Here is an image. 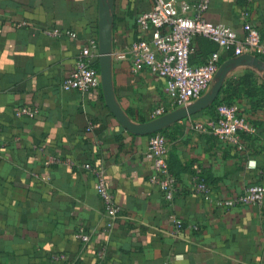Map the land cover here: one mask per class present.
<instances>
[{
    "label": "crops",
    "instance_id": "crops-1",
    "mask_svg": "<svg viewBox=\"0 0 264 264\" xmlns=\"http://www.w3.org/2000/svg\"><path fill=\"white\" fill-rule=\"evenodd\" d=\"M100 1L0 0V264H70L76 258L97 264L101 249L103 264H264V204L224 208L192 184L200 172L215 196H229L264 182V58L261 66L250 58L234 64L208 107L163 128L178 179V192L168 201L151 182L150 134L134 133L117 119L102 84L85 93L61 86L80 50L90 39L99 40ZM154 3L114 0L113 49L149 35L138 16ZM205 16L230 25L239 38L251 23L264 39V0H211ZM45 27L62 33L47 36ZM216 50L226 60L234 57L198 35L191 62L202 63ZM245 78L249 86L234 101L254 130L232 145L198 129L197 122L215 113L227 81ZM112 80L119 106L137 123L178 109L165 78L147 69L132 71L129 59L113 60ZM22 106L39 112L17 116ZM158 107L165 112L155 116ZM69 160L104 165L122 217L107 220L96 176ZM173 214L187 225L177 234ZM81 230L90 233L89 242L78 238Z\"/></svg>",
    "mask_w": 264,
    "mask_h": 264
},
{
    "label": "built area",
    "instance_id": "built-area-1",
    "mask_svg": "<svg viewBox=\"0 0 264 264\" xmlns=\"http://www.w3.org/2000/svg\"><path fill=\"white\" fill-rule=\"evenodd\" d=\"M210 3L211 0H181L179 2L155 0L153 8L138 16L140 26L149 31V35L134 41L125 49H113V60L129 59L132 71L147 69L154 75L164 77L173 106L177 108L190 106L208 90L224 62L221 59V52L216 50L208 55L204 62L192 63L190 55L193 50V40L197 35H204L214 40L220 48L232 52L234 57L247 53L264 58V39L259 28L247 22L244 26L245 36L239 38L236 30L230 25L212 22L206 18ZM43 32L50 37H56L62 33L57 27H45ZM66 33L77 37L75 31L68 30ZM99 58V40L90 39L77 56L75 70L61 82L62 88L66 91L85 93L101 86V73L96 65ZM38 112V108L28 106L15 110L17 116H35ZM164 112V107H158L153 113L158 116ZM196 126L232 145H240L243 132L254 130L247 118L240 113L236 103L218 104L216 113L205 121L197 122ZM1 148L0 143V150ZM169 150L166 133L160 130L150 134L146 156L154 162L151 182L162 190L168 201H172L178 192V179L170 169ZM69 162L96 176L97 190L103 200L107 220L113 222L122 217L123 208L106 182L104 165L93 162L77 163L74 160ZM192 184L195 191L205 200L224 208L235 205L264 204V182L250 184L242 192L229 196H215L210 182L200 172L193 174ZM172 218L174 233L177 234L187 226L177 214H173ZM189 227L198 229L199 224H189ZM77 236L84 243L89 242L91 238L90 233L84 230L79 231ZM98 258L97 264H103L104 249L98 251ZM70 264L86 263L76 258Z\"/></svg>",
    "mask_w": 264,
    "mask_h": 264
},
{
    "label": "water",
    "instance_id": "water-1",
    "mask_svg": "<svg viewBox=\"0 0 264 264\" xmlns=\"http://www.w3.org/2000/svg\"><path fill=\"white\" fill-rule=\"evenodd\" d=\"M113 5L114 0H101L100 1V37H99V48H100V73L102 78V87L107 100V104L111 108L117 119L122 122L127 129L138 134H152L156 131L163 130L164 127L170 123L194 114L209 106V104L217 97L220 86L223 79L231 71L232 66L235 64H241L246 59H253L255 62L262 65L260 57L252 54H242L237 57H232L225 60L220 66L215 79H218L217 84L210 92H205L198 100L188 107H180L177 110L169 113L166 116L151 120L146 123H137L133 121L119 106L114 92L113 80H112V52H113ZM214 79V80H215Z\"/></svg>",
    "mask_w": 264,
    "mask_h": 264
},
{
    "label": "trees",
    "instance_id": "trees-1",
    "mask_svg": "<svg viewBox=\"0 0 264 264\" xmlns=\"http://www.w3.org/2000/svg\"><path fill=\"white\" fill-rule=\"evenodd\" d=\"M201 36H204V35H201ZM204 37H206V36H204ZM192 48H193V45H192ZM229 55L231 56L232 54L230 53ZM190 58H191V55H190ZM227 58L228 57H224V58H223V56L221 57L222 61H225ZM97 67H99V66L97 65ZM247 86H249V80H247V78H245L243 80L242 79H229L227 81V83L224 85V87L222 88L221 93L215 102V113H216V108H217L218 104H220V103H230V104L235 103L234 99L237 97V94L240 91L247 89L248 88ZM162 132L166 133L165 130H162ZM170 169L172 170L171 166H170Z\"/></svg>",
    "mask_w": 264,
    "mask_h": 264
}]
</instances>
